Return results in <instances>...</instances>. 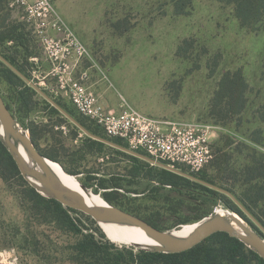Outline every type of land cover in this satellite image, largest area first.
I'll return each instance as SVG.
<instances>
[{
	"label": "rangeland",
	"instance_id": "rangeland-1",
	"mask_svg": "<svg viewBox=\"0 0 264 264\" xmlns=\"http://www.w3.org/2000/svg\"><path fill=\"white\" fill-rule=\"evenodd\" d=\"M49 4L52 16L60 17L87 51L76 67L70 70L73 59L62 51L44 49L34 20L16 0H0L2 57L90 128L97 124L79 114L60 89L69 70L106 109L124 99L156 120L206 128L211 158L204 168L196 174L185 165L174 167L231 189L262 216L264 180L249 178L263 169H249L264 163V120L259 117L264 105V14L245 25L232 4L218 0ZM227 71H241L248 85L246 106L237 115L225 114L224 106L213 101ZM0 94L17 124L30 138L32 134L37 150L107 203L163 230L195 223L221 209L235 213L264 238L233 201L248 220L223 201V193H210L190 179L162 183L161 167L150 163L153 169L142 167L140 172L153 180L135 177L129 174L138 170L130 154L106 144L87 148L83 140L90 137L1 59ZM98 128V135L106 137ZM50 199L20 174L0 141V264H135L131 255L149 249L108 237L87 214ZM218 240L213 237L202 244L218 251L219 264H229V254L219 253L223 244ZM242 259L244 264H264L256 252L246 251Z\"/></svg>",
	"mask_w": 264,
	"mask_h": 264
},
{
	"label": "water",
	"instance_id": "water-1",
	"mask_svg": "<svg viewBox=\"0 0 264 264\" xmlns=\"http://www.w3.org/2000/svg\"><path fill=\"white\" fill-rule=\"evenodd\" d=\"M0 59L88 137L227 195L264 233L263 225L229 190L89 131L81 122L1 55ZM0 125L4 133L0 135V141L7 148L20 174L35 190L48 198L56 200L61 205L79 210L93 218L97 223L133 226L141 229L150 239L155 241V245L148 247L149 250L154 252H183L196 246L216 232H225L230 237L238 239L245 246L252 249L264 261V238L233 212L219 214L215 211L207 217L198 220L197 226L188 235L178 236L173 234L171 230L159 229L118 206L109 203L106 206L89 204L79 193L65 186L52 172L45 161L47 157L37 150L27 132L17 124L15 117L5 104L1 94ZM18 144L23 146L29 158L33 161L34 166L29 165L25 158H23L19 152Z\"/></svg>",
	"mask_w": 264,
	"mask_h": 264
},
{
	"label": "built area",
	"instance_id": "built-area-1",
	"mask_svg": "<svg viewBox=\"0 0 264 264\" xmlns=\"http://www.w3.org/2000/svg\"><path fill=\"white\" fill-rule=\"evenodd\" d=\"M16 1L23 5L28 17L34 20L44 49L53 53L54 50L62 51L73 59L70 70L74 69L87 51L61 18L49 12L50 0ZM50 31L62 37L56 38ZM70 70L67 78L60 80V89L70 98L77 112L100 126L106 136L120 138L128 148L142 150L145 155L170 166L185 165L190 172L197 173L208 163L211 146L206 128L156 120L138 112L124 99L119 102L118 110L106 109L92 91L71 76Z\"/></svg>",
	"mask_w": 264,
	"mask_h": 264
},
{
	"label": "trees",
	"instance_id": "trees-1",
	"mask_svg": "<svg viewBox=\"0 0 264 264\" xmlns=\"http://www.w3.org/2000/svg\"><path fill=\"white\" fill-rule=\"evenodd\" d=\"M218 1L232 4L234 7V12L236 17L241 23L245 25L254 24L258 22L264 14V0H218ZM247 87L248 85L241 71H234V72L227 71L223 73L221 78L219 79L218 87L217 90L215 91L213 101L216 103H220L224 106L223 110L225 111V114L228 115L240 114L245 108L247 103V97H246ZM259 117L260 119L264 120V105L262 106V111ZM84 126L89 131L95 134H100L98 131L99 129L98 125L92 126V128H90L87 125ZM103 134L104 136H106L104 132ZM106 138H109L113 141L114 139H119L120 141L115 140V142L127 146V144L124 141H122L120 138H114V137L110 138L108 136H106ZM31 139L34 140L32 134H31ZM83 142L85 143V146H87V148H89L90 150L101 149L102 147H104V143H101L91 138H87L83 140ZM118 152L123 153L121 151ZM139 152L145 154V152L142 150H139ZM42 154L43 156H46L44 153ZM128 156L130 159H132V161H134L137 164L138 167V170L129 172L130 175H133L135 177H144L146 179L153 180V177H151L150 174H142L140 172V169L147 167L148 169L151 170L153 169L154 166L150 165L147 162H142V160L132 155H128ZM259 168L263 170L257 171L255 175L249 178L250 180L257 178L264 180V163H258L257 167L253 169L250 168L249 173L252 171L254 172ZM159 172L162 177L161 178L162 183L173 185L177 182V180H184L187 182L190 181L189 179L183 176H180L176 173H173L163 168H160ZM195 184L202 187L204 190L210 193L214 192L212 189L200 183L196 182ZM227 190H229L264 227V210L262 216L256 215L249 206V204L246 202L245 198L238 197L231 189H227ZM221 197L225 203L230 205V208H232L234 211H236L246 220H248L245 214L232 202V200L229 197H227L224 194H221ZM50 200L61 206V204L56 200L52 198ZM149 224L157 227L152 223ZM213 237L219 238L218 241L223 244L221 250H219V253L220 254L223 253L224 255L229 254L230 258L229 260H227L229 264H244L242 258L245 256L246 251L250 253H254L238 239L230 237L225 232H216L211 236H209L208 238H206L205 240H208ZM203 242H200L199 244H197L196 246L192 247L189 250L179 253H160L148 249L146 252H139L138 254H134V255L132 254L131 257L132 260H134L135 264H219L217 261L218 251L216 250L217 252H215V249L213 247L203 245L202 244Z\"/></svg>",
	"mask_w": 264,
	"mask_h": 264
},
{
	"label": "bare ground",
	"instance_id": "bare-ground-1",
	"mask_svg": "<svg viewBox=\"0 0 264 264\" xmlns=\"http://www.w3.org/2000/svg\"><path fill=\"white\" fill-rule=\"evenodd\" d=\"M3 129L0 125V135H3ZM18 149L23 158L31 166H34L33 161L27 155L25 149L21 144H18ZM47 165L52 170V172L57 176V178L67 187L75 190L79 193L89 204L106 206L108 203L99 195H96L91 192V190H86L82 187L81 183L78 181L77 176L67 173L63 167L56 161H53L49 158L45 159ZM219 214L231 213L229 211H223L221 209L216 210ZM197 222L192 224H184L179 228H174L171 232L178 236L188 235L196 226ZM100 228L107 234L108 237L117 240H123L129 243L130 245H137L142 247H150L155 245V241L150 239L141 229L133 226H124L117 224H103L99 223ZM138 248V247H137Z\"/></svg>",
	"mask_w": 264,
	"mask_h": 264
},
{
	"label": "crops",
	"instance_id": "crops-1",
	"mask_svg": "<svg viewBox=\"0 0 264 264\" xmlns=\"http://www.w3.org/2000/svg\"><path fill=\"white\" fill-rule=\"evenodd\" d=\"M118 106L119 105H117V107L115 106V107H113V108H109L110 110H118ZM92 139V138H91ZM97 141V140H96Z\"/></svg>",
	"mask_w": 264,
	"mask_h": 264
}]
</instances>
